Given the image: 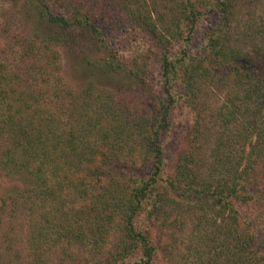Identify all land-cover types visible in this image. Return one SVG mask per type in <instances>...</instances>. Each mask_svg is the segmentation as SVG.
<instances>
[{"label":"trees","instance_id":"1","mask_svg":"<svg viewBox=\"0 0 264 264\" xmlns=\"http://www.w3.org/2000/svg\"><path fill=\"white\" fill-rule=\"evenodd\" d=\"M30 1L39 23L49 27L47 46L94 54L83 59L94 70L96 83L104 86L122 79L140 94L153 91L148 62L142 59L149 57L123 65L99 25L101 15L119 5L129 22L161 50L162 80L154 94L156 107L131 125L111 92L94 95L92 88L86 89L71 102L65 136L59 129L60 115L44 104L46 94L28 92V81L18 74L6 77L0 61V171L21 184V191L0 201L7 207L8 199L17 203L15 197L21 195L30 203L35 211L31 239L38 236L42 242L51 239L74 247L92 242L91 264H155L153 228L170 230L169 225L184 215L189 219L196 212H211L223 223L228 254L206 256V262L196 254L192 264H220L219 259L222 264H257L252 261L260 250L254 222L240 209L253 203L264 223V44L230 43L226 29L238 0H167V11L155 10V17L140 0H111V7L103 0ZM204 7L214 21L204 53L192 56L190 43ZM260 26L264 31V21ZM260 35L264 41V33ZM178 44L181 51L174 55L172 47ZM25 56L23 63L29 66L21 75H42L46 66L40 56L28 51ZM57 56L52 50V61ZM216 78L227 87L212 149L216 168L206 173L187 151L169 174L163 134L171 128V112L178 98L195 111L188 131L191 149L200 150V115ZM178 86L182 93L176 92ZM110 227L120 238L116 250L100 259Z\"/></svg>","mask_w":264,"mask_h":264},{"label":"rangeland","instance_id":"2","mask_svg":"<svg viewBox=\"0 0 264 264\" xmlns=\"http://www.w3.org/2000/svg\"><path fill=\"white\" fill-rule=\"evenodd\" d=\"M103 2L110 7L113 4L111 0H103ZM140 2L152 9L154 17L157 15L155 10L165 13L169 7L167 0H140ZM109 10L101 15L99 24L107 38V43L125 66H129L135 57L144 55L149 57V59H142L148 62L152 75L149 89L152 88L153 91L140 94L122 79L118 83L111 81L110 85L104 86L96 83L92 75L94 70L83 59L86 55L92 57L94 54H82L79 48L60 49L53 45L47 46L45 40L49 27L39 23L32 1L0 0V61L4 67L5 76L11 78L18 74L23 80L28 81L30 87L28 92H44L46 94L44 104H47L52 112H56L57 116L60 115L61 122H59L63 125L59 124V129L65 136L70 128L67 122L69 110L72 107L71 102L74 98L78 99V95L83 94L88 88H92L91 92L94 95L104 91L111 92L110 98L114 96L113 100L119 105L116 108L121 110L122 117L126 115L130 125L140 116L148 117V113L154 106L156 107L154 94L160 91L162 85L159 71L161 50L129 22L119 5H113ZM202 12L204 16L190 43L189 52L192 56H200L204 53L206 36L214 21L206 7L202 9ZM263 21L264 0H238V6L227 26L229 28L226 29L231 38L230 43L240 47H248L251 43L264 44L260 35V32L264 33L260 26ZM260 36L261 40H259ZM89 49L90 46L85 48L86 51ZM52 50L58 52L55 61H52ZM27 51L40 56L38 60L42 61L41 64L48 66L47 69L45 67L42 75L35 76L34 73L21 75L29 66L23 63ZM180 51V44L172 47L174 55ZM47 58L49 61L46 62ZM31 70L29 69V72H32ZM222 84V79L216 78L210 92H206L205 112L200 115L202 125L199 130L204 135L199 142L200 150L191 149L194 145L191 144V132L188 131L195 111H191L184 101L178 98V103L171 112V128L163 134L165 169L169 174L173 172L178 158L185 155L187 151H191L192 155L198 158L200 165L203 166L202 170L206 173L216 168L212 156L213 144L219 133L216 122L219 108L227 95V87ZM176 92L182 93V88L178 86ZM61 104L63 108L59 109ZM20 188L21 184L18 181L5 177L0 171V198L15 195ZM24 198L16 195L15 199L19 203L17 201V203H11V199H8L7 207H4L0 201V264H91L95 262L92 256L94 253L91 251L94 247L92 242L85 241L83 245L74 247L75 245H62L59 241L51 239L42 242L38 236L36 241L32 240L31 221L35 211L29 208L30 203H25ZM251 205L242 207L240 210L246 220L254 222L255 236L258 240L256 243L259 244L260 250L253 253L256 255L252 257V261L264 264V249L260 242H264V223L257 217L259 210L253 206V203ZM222 226L220 219L217 220L211 212H196L189 219L184 215L173 222L169 225L170 230H164L161 227L153 228L152 239L158 246L155 264H192L196 254H202V260L205 262L208 257H213L219 252L228 254L223 246ZM112 228H107L110 233L104 243L105 252L99 256L100 259L108 256L110 251L116 250L120 235L114 227ZM41 239L44 240V238ZM89 257L92 259L86 262ZM219 260L222 264L223 259Z\"/></svg>","mask_w":264,"mask_h":264}]
</instances>
